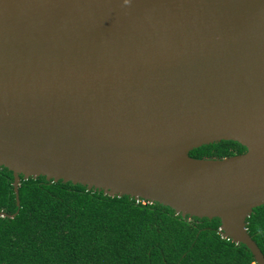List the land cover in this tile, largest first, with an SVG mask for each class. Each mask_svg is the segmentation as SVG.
Wrapping results in <instances>:
<instances>
[{
    "label": "water",
    "instance_id": "water-1",
    "mask_svg": "<svg viewBox=\"0 0 264 264\" xmlns=\"http://www.w3.org/2000/svg\"><path fill=\"white\" fill-rule=\"evenodd\" d=\"M220 141L246 151L189 152ZM0 167L217 218L264 256V0H0ZM0 213V217H14Z\"/></svg>",
    "mask_w": 264,
    "mask_h": 264
},
{
    "label": "trees",
    "instance_id": "trees-1",
    "mask_svg": "<svg viewBox=\"0 0 264 264\" xmlns=\"http://www.w3.org/2000/svg\"><path fill=\"white\" fill-rule=\"evenodd\" d=\"M233 141L189 152L199 159L244 153ZM0 167V264H255L249 250L223 238L217 218L182 217L158 203L110 197L79 184L19 177ZM264 256V205L246 219Z\"/></svg>",
    "mask_w": 264,
    "mask_h": 264
},
{
    "label": "built area",
    "instance_id": "built-area-1",
    "mask_svg": "<svg viewBox=\"0 0 264 264\" xmlns=\"http://www.w3.org/2000/svg\"><path fill=\"white\" fill-rule=\"evenodd\" d=\"M137 201V200H136Z\"/></svg>",
    "mask_w": 264,
    "mask_h": 264
}]
</instances>
